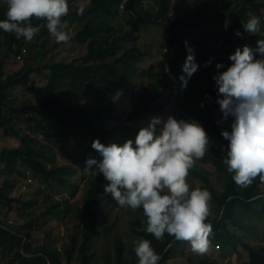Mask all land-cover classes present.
<instances>
[{"label": "trees", "instance_id": "16d2710c", "mask_svg": "<svg viewBox=\"0 0 264 264\" xmlns=\"http://www.w3.org/2000/svg\"><path fill=\"white\" fill-rule=\"evenodd\" d=\"M231 3L236 4L234 9H228ZM218 4L216 10H213L211 0H193L192 12L188 11L186 14L176 16L170 20L167 43L170 46L177 45L176 52L168 62L159 63L160 70H162L161 82L147 85L151 89L150 94L152 96H145L141 100V104L131 110L126 118L120 117L116 107L112 104L107 105L102 110L99 107L100 105L92 110L88 109L86 105L72 104L70 99H63L64 88H69L70 91L68 92L76 100H79L77 97L82 96L84 100L92 99L98 103L112 98L119 92H124L126 84L131 87L135 86L131 71L134 63L143 57L144 51L127 43V39L130 38L129 33L126 32L124 26L115 22V20L122 16L126 21L128 20V23L136 20L142 26L159 23L170 12L169 0H90L88 4L83 6L84 12L82 15L78 14V9L81 6L74 5L71 7L70 5L68 15L62 19L71 18L80 21L81 24L78 23L75 28L76 34L73 39L86 45L85 55L67 63L52 60L49 64L43 66L39 64L27 71L18 69L7 76H4V68L12 53L15 55L22 54L25 48L29 55L32 53L31 56L34 57V60H43L46 52L56 51L58 44L49 39L50 33L46 28L47 22L43 19L33 18L32 20V26L40 28L39 33L34 37L44 38L33 48L22 46L25 41L24 38L17 39L14 34L5 32L4 45H0V126L3 128L0 140L6 136L14 135L20 139L21 144L18 147L0 148V164H2L3 170L9 174L5 177L0 188V212L6 211L8 215H13L10 213L14 203H19L23 209H28L39 201L38 197L23 200L20 197L8 195L9 190L14 185L11 174L23 175L25 171L21 170L20 166L22 165L46 183L55 181L62 187H72L74 192L71 191V194H74L78 189V185H73L71 182V176L79 167L82 178H85L90 172H98V164L102 161L96 160L97 163L88 168L86 165L87 159L84 156L86 150L84 153L82 150L81 154L75 153L71 157V162L77 164L78 169L69 163L58 165L55 162L54 155H48L46 151L48 145L37 135H44L55 142L59 141V150L63 154L68 152L67 145L72 137L74 138L78 134L85 136V133L81 132L83 129L87 130L93 141L99 139L102 144L109 146L111 145L109 142L111 137L109 136L111 135L112 138L118 136L117 133L120 129L125 130L128 134L137 135L138 131L133 130L125 123L136 121L162 110L168 105L171 96L175 97L178 108L182 104L190 107L192 103L199 99L198 111H200L201 116L196 122L213 132V136L218 141L217 146L209 143L208 151L200 160L211 162L218 167H224L226 189L220 193L218 198L211 178L204 168H200L196 161L189 170L187 182L193 188V180L200 178L205 188L211 193L212 199L216 202L214 205L219 213L217 218L214 221H205L212 225L213 235L210 236V240L213 238L222 239L225 236L226 244L231 247V253L233 250L238 252L240 250L239 246H242L248 251V264H264V253L260 245L251 244L249 240L246 241V238L242 236L240 238L236 233L229 230V227H239L245 230L244 218L264 222V196L261 195L251 200L260 193L264 194V187L260 185L261 180L258 176L249 187L241 188L232 180L234 173L227 171L224 160L227 159L229 141L223 138L221 132H231V123L235 118L229 116L222 127L216 122V115L220 111L218 100L222 98L217 95L219 93H217L218 87L215 85L214 76L210 77V73L217 68V64L223 65V71H226L232 65L233 61L229 59V56L235 53L238 48L237 43L245 44L252 49L255 48L261 30L257 34H249L245 32L243 24L250 18L248 14L251 12V14L259 15L262 21L260 26L264 27V0H220ZM219 7L227 8L229 15L226 14L224 8L219 11ZM6 11L7 8L0 5V21L6 19L4 15ZM229 22L230 24L226 26L227 29H224L223 33L219 31ZM213 23L219 25V29L213 26ZM241 27L243 30L240 29ZM237 30L241 35L235 34ZM191 38H195L194 50L192 51L198 56L200 68L189 78L194 81L190 92L187 86L182 87V83L179 88H173V83L168 79L166 70L179 78L186 75L183 72L181 60H183V55L185 57L188 55L189 46L187 41ZM255 58H261L260 54L255 55ZM44 69L49 70L45 88L47 91H58V94L44 96L36 103L30 102L24 106L8 107L6 101L10 96L11 89L18 85L29 87L32 83L31 74L35 71L40 73ZM109 72L110 74H108ZM145 88L143 87V89ZM189 93H193L194 97L187 99ZM200 93H203L204 99L198 98ZM161 97H164V99L159 102L155 101L156 98L160 99ZM5 108L8 110L7 113L4 111ZM24 117L34 124L32 134L26 133L23 135L15 126ZM108 120L117 122L113 130L107 129L106 123ZM99 121L104 123L103 126L96 124ZM48 149L52 150L53 148L48 147ZM96 177V181L87 188V196L83 205L76 207L74 210L75 219L81 224V228L79 234L74 233L70 236L69 243L64 248L65 264H72L75 250H78L79 264H91L92 262L91 244L101 224L99 208L104 199L100 192L105 188L101 183L105 182V185L108 183L102 173L96 175ZM230 197L232 198L227 201ZM223 206L225 208L221 215ZM66 208V204L57 200L45 207L42 216H56ZM139 210L142 211V208ZM18 213L21 216L25 215V212L19 211ZM28 214L31 215L32 211H29ZM35 221L37 220L35 219ZM0 222L26 236L25 250L27 252L43 253L49 257L52 264H63L58 249L52 243L53 238L50 232L47 234V244L33 249L31 242L33 233L31 230L22 231L19 226L12 225L8 221L5 222L1 217ZM41 223L40 220L39 224ZM145 227L146 217L143 214L131 221L133 233L140 239L151 241L152 248L159 256H162L159 264H166L167 259L178 252L175 243H182L183 241L174 240V237L167 233L163 240H156L154 235L145 231H138V229ZM219 229L222 231L218 232ZM21 243V237L0 227V251H13L10 264L15 261H19V264H47V260L43 255L24 257L20 252ZM116 252V264H135V262L127 263L125 261L122 243L117 244ZM216 263V259L204 257L198 259L195 264Z\"/></svg>", "mask_w": 264, "mask_h": 264}, {"label": "clouds", "instance_id": "9594fccd", "mask_svg": "<svg viewBox=\"0 0 264 264\" xmlns=\"http://www.w3.org/2000/svg\"><path fill=\"white\" fill-rule=\"evenodd\" d=\"M5 2L6 19L0 21L3 31L17 39L32 41L40 31L38 26H32L33 18L43 19L57 43L69 42L68 23L62 19L69 13L67 0ZM83 12L80 7L78 14ZM259 26L260 19L256 16L243 24L249 34H257ZM235 34L241 35L239 30ZM257 45L255 50L247 45L242 51L237 48L229 56L232 65L213 77L223 96L218 103L224 119L235 118L231 132L222 131L221 135L229 141L224 160L227 171L234 173L232 180L241 188L249 187L258 176L264 182V40H258ZM256 52L261 58H255ZM198 66L189 48L183 65L186 75L180 77L182 87L187 86ZM216 67L220 69L223 65ZM161 124L163 127L158 130ZM208 145V135L198 122L171 116L166 121L153 117L147 127L138 131L134 141L129 139L122 146L115 143L105 146L99 139L94 140L91 146L103 160L98 164V172L92 173L103 174L108 182L105 193L119 206L133 211L142 208L146 227L138 231L152 234L156 240H163L167 233L177 241L189 242L193 253L204 255L213 235L212 225L205 222L210 215L212 196L206 189L191 188L187 177L195 161L208 151ZM96 163L92 158L86 160L88 168ZM133 244L138 264H159L161 258L151 241L138 239Z\"/></svg>", "mask_w": 264, "mask_h": 264}, {"label": "rangeland", "instance_id": "374dc122", "mask_svg": "<svg viewBox=\"0 0 264 264\" xmlns=\"http://www.w3.org/2000/svg\"><path fill=\"white\" fill-rule=\"evenodd\" d=\"M88 2L90 0H87ZM212 1V9L216 10V7L219 5L218 3L220 0H211ZM79 5V4H78ZM83 4H80L79 6H82ZM193 0H182V3L180 4V9L186 7L189 9H186L185 13L190 11H193ZM6 7V6H5ZM7 8V7H6ZM173 9V11H172ZM171 9V12L173 15H177V10H175L173 7ZM176 17V16H175ZM256 17H259L257 15ZM120 18V17H119ZM166 19V18H164ZM260 22L261 18L259 17ZM214 24V23H213ZM230 22L228 23V25ZM217 29H219V25L214 24ZM150 25L144 26V30L147 32V36H151L153 47L148 48L145 43V38L142 36H138L137 39L133 40V44L137 45L142 48V50H148L149 52L144 51L143 59H150L154 62V66L156 69L159 68V62L164 61L168 62L171 58V56H167L166 54L171 52H166L163 45H159V41L161 42L163 40V33L162 29L158 26H154L152 31H149ZM215 29V28H214ZM223 29V28H222ZM227 29V28H225ZM241 30L242 27L240 28ZM264 30V27L262 28ZM219 31H222L219 29ZM68 34L71 35V37H74V34H76V31L73 30L72 32L68 30ZM70 37L69 42L65 44L64 46L60 47V52L58 56H55V51L50 50L46 52V55L44 58H46V63L48 64L49 60L52 61H70L71 59H74L75 57L82 56L85 51L86 47L82 44H76L72 41V38ZM51 39V37H49ZM53 39V38H52ZM259 40H264V35L261 33L259 36ZM53 41H55L53 39ZM29 41H24L22 46L27 47V43ZM51 43V42H50ZM49 43V44H50ZM54 43V42H53ZM189 48L194 50V44H195V38H191L187 41ZM37 45V44H36ZM35 45V46H36ZM245 44H238L237 47L243 49V46ZM34 46V47H35ZM258 45L255 46V49H257ZM155 48L156 51H153ZM152 49V50H151ZM164 49V50H163ZM169 49H171L169 47ZM35 48L32 50L34 53ZM173 54L176 52V48L173 47ZM24 53L25 48L23 49ZM165 51V52H163ZM259 54L258 52L255 53V55ZM32 53L29 55L27 52V56L24 58V61H17L16 56L17 54H11V59H9L10 62L6 63V66L4 68V76L10 75L14 71L20 69H23V71H27L28 69L34 68L35 62L34 57L32 58ZM167 56V57H166ZM195 62L198 60V56L194 52ZM187 58V57H186ZM186 58H184V61H186ZM161 59V60H160ZM136 64V62L134 63ZM8 65V67H7ZM10 66V67H9ZM8 68V69H7ZM16 69V70H15ZM5 70H7V73ZM216 70V69H215ZM218 72H223L222 68L217 69ZM33 81L29 87H25L22 85L15 86L10 91V96L8 98L7 105L9 106H24L30 102H37L42 97L48 96L51 93L47 91L45 88L46 79L44 76L46 75L43 73L42 76H38L37 74L33 73ZM149 91V88L147 89ZM150 93V92H149ZM198 98H203V93H200ZM69 99V98H67ZM71 100V99H70ZM73 100L72 102H74ZM87 103V102H86ZM97 106L93 103L91 106V109L97 108L99 105L100 109H105L107 105L113 104L117 107V112L122 118H126L127 114L134 110L138 105H140V101L137 98H127L125 95H116L112 100H106L99 102ZM197 103V101H196ZM193 106V105H192ZM191 106V107H192ZM8 107H6L8 109ZM175 106L172 105V108ZM5 108V113H7V109ZM192 112L190 113L191 116L198 117L201 116L198 111L199 109L192 107ZM216 122L219 124L220 127L224 125L227 119H224L223 113H217ZM115 121H112L110 123L109 128H113L115 126ZM127 126L131 127L134 130H140L141 125L138 121H129L125 123ZM17 130L20 131L21 134L26 133H33L34 124L31 123V121H28L26 117L22 118L16 125ZM85 132V140H89L88 132L86 129H83ZM213 133V132H212ZM118 136L113 137V142L115 144H118L122 146L127 140L132 139L135 140L136 135L134 134H128L125 130H121L117 133ZM215 135V134H214ZM40 139H42L48 147H52V150H49L48 147L46 148V151L50 154L57 153V149L59 150V141H53L44 135H37ZM79 138V135H76L71 141L74 142L73 144V151L75 148H78L76 145V140ZM84 140V138H82ZM217 140V139H216ZM20 139L16 136H6L2 140H0V148L2 147H18L20 143ZM70 145L68 143L67 147ZM135 146V145H134ZM63 155V153H61ZM58 161H63L61 158V155H59ZM60 158V160H59ZM56 162V161H55ZM73 163V162H72ZM76 168H78L77 164H74ZM25 166L22 167V169L26 172ZM206 171V170H205ZM208 175L211 177V181L213 184V187L215 189V194L219 198L220 192H223L226 189L225 186V180H226V174L224 167H218L216 169L217 173H211L208 172ZM27 173V172H26ZM9 176L8 173H6L3 170L2 164H0V188L3 185L5 177ZM11 177H13V183L14 185L11 187V189L8 192V195L12 197H20L23 200H26L28 198H39V201L36 205L31 206L28 209H23V207L19 203H14L13 208L11 210L10 214L8 215L6 211L0 212V217L12 225L19 226L22 231L24 230H31L33 233V238L31 240L33 249H37L40 246L47 244V234L50 232L53 238L52 243L55 244V247L58 249L59 254L61 255L63 259V264H65V255H64V248L69 243V238L74 233L79 234L81 224L78 223L75 219L74 210L76 207H81L86 199L87 196V188L96 181L97 177L93 173L87 174L85 178H82V175L79 171L75 172L71 176V182L73 185H78V189L74 194H71V191H73V188L68 187H62L60 184H58L55 181H52L50 183H46L43 179H41L39 176L34 175L30 172V174H27V177L25 176H17L16 174H13ZM36 179H35V178ZM101 185L104 187L105 182H102ZM262 187H264V182H261ZM193 188H200V189H206L204 184L202 183L200 178L193 180ZM264 189V188H263ZM207 190V189H206ZM74 192V191H73ZM101 195L104 196V199L102 203L100 204L99 208V215L101 219V224L98 228L97 234L95 235V238L91 244V250L93 253V259L91 264H116V248L118 243H122L124 246V256L125 261L127 263L135 262V264H138V258L135 255V252L133 251L134 240L140 239L138 236H136L132 229H131V221L137 217H140L143 214V210L140 211L139 209L133 211L132 209L128 207H121L118 205L116 201H114L110 194L105 193V189H103L101 192ZM259 195L264 196L263 193H260ZM62 201L64 204L67 205V208L64 209L60 214L56 216H42V213L46 206H48L49 203L54 201ZM216 202L214 199H211L210 201V215L207 218L206 221H214L218 216V210L216 209L215 205ZM225 208V206H224ZM19 211L25 212V215L21 216L19 215ZM32 211V214L29 215L28 212ZM222 212V210H221ZM222 215V214H221ZM144 216V214H143ZM35 219L37 221H35ZM41 220V224L40 220ZM245 221V230L239 228V227H229V230L231 232L236 233L240 238L241 236L243 238H246V241L249 240V242L252 244H258L262 247V252L264 253V222L259 221L256 219H249L244 218ZM79 237V235H78ZM211 244L210 247L213 249L215 247V250H213L214 256H217L219 261L222 262V264H248L249 254L248 251L245 250L242 246H239L240 250L236 252L235 250L232 251L230 257H222L223 255H226L227 252H231V247L226 244V238L225 236L222 239H215L210 240ZM218 245V247H216ZM177 253L174 256H170L167 259V264H195L197 261L194 259H190L189 256H184V249L186 245H184V241L182 243H175ZM195 254V253H194ZM198 255V254H195ZM13 256V251H6L2 252L0 251V264H10V261ZM201 256V255H199ZM198 258V257H197ZM204 258V257H202ZM226 258V259H225ZM225 259V260H224ZM224 260V261H223ZM13 264H19V261L13 262ZM72 264H79V254L78 250H75L73 253V261ZM219 264V263H217Z\"/></svg>", "mask_w": 264, "mask_h": 264}, {"label": "crops", "instance_id": "0c3cea01", "mask_svg": "<svg viewBox=\"0 0 264 264\" xmlns=\"http://www.w3.org/2000/svg\"><path fill=\"white\" fill-rule=\"evenodd\" d=\"M67 2H68V6H70L71 5V7L72 6H79L80 4H83L81 7H83L84 5H86V4H88L89 2L87 1V0H67ZM182 3V0H169V4H170V9H172V7L175 9V10H177L178 12H177V15H175V16H179V15H182V14H186L185 13V11H186V9H189V8H186V7H184L183 9L181 8L180 9V4ZM79 4V5H78ZM0 5H4V6H6L7 7V5H6V2H5V0H0ZM235 6H236V4L235 3H231V4H229V7H228V9L230 8V9H234L235 8ZM192 7V6H191ZM224 8V7H223ZM223 8L222 7H219V11H222L223 10ZM263 10V9H262ZM172 11H173V9H172ZM224 11L226 12V14L227 15H229V12H228V10H227V8H224ZM3 14H4V12H3ZM5 15V17H6V13L4 14ZM248 15H250V17H252V16H257V15H254L253 13L251 14V12H249V14ZM166 19H161L160 20V22L159 23H153V24H148V25H150L151 27H149V31H152L153 30V27L154 26H158V27H160L161 29H162V33H163V40L160 42L159 41V45H163V47H161V48H165L166 49V52H169V51H171V52H169V53H167L166 55L167 56H172L173 55V47L174 48H177V45H175V46H170V45H168V43H167V36H168V26H169V23H170V17L168 18V16L167 17H165ZM134 20V19H133ZM67 21V23H68V28L66 29V31L68 32V30H70L71 32L73 31V30H75L76 31V26L78 25V23H80V21L78 20V19H75V20H72L71 18L69 19H67L66 20ZM128 21V20H127ZM126 20H125V18L124 17H122V16H120V18L118 17V18H116V20H115V22H117V23H119L120 25H122V26H124V29L126 30V32H128L129 33V36H130V38L129 39H127V43L129 44V45H134L133 44V40L134 39H137V37L138 36H142L143 35V37L145 38V43H147L148 45H146L148 48H150V47H153V42H152V38H151V36H147V32L143 29L144 28V26H142L138 21H136V20H134L132 23H128ZM261 23V22H260ZM81 24V23H80ZM228 25V23L223 27V29H221L222 30V33H223V30L226 28V26ZM147 26V25H146ZM260 27V30H261V33L264 35V30L262 29L263 28V26H259ZM5 31H3L2 29H0V45H4V43H3V41H4V37H5ZM75 35V34H74ZM49 37H51V41L52 42H55V43H57L56 42V40H55V37L54 36H52L51 34H50V36ZM69 37H71V35L69 34ZM55 40V41H53V39ZM72 38V37H71ZM44 38L43 37H40L39 39L37 38V37H34L33 38V40L32 41H29L28 43H27V47H29V48H33L37 43H40L42 40H43ZM72 41L74 42V43H78V44H81V43H79V42H77V41H75L73 38H72ZM58 44V48L56 49V51H55V56H58L59 55V52H60V47H62V46H64L65 45V43H57ZM83 45V44H82ZM134 46H137V45H134ZM85 47H86V45H85ZM137 47H139V46H137ZM169 47L171 48V49H169ZM141 50H142V48L141 47H139ZM1 49H3V48H1ZM86 49V48H85ZM153 49V48H152ZM151 49V50H152ZM164 50V49H163ZM26 51V50H25ZM142 51H146V52H149L150 51V49H148V50H142ZM153 51H156V49L154 48L153 49ZM28 52V51H27ZM27 52H23L22 51V54H20L21 56H22V59H23V61H24V58L27 56ZM163 52H165V51H163ZM85 53H86V51H85ZM85 53L83 54V55H85ZM31 54V53H30ZM82 55V56H83ZM183 55V54H182ZM82 56H80V57H82ZM166 56V57H167ZM33 58V57H32ZM75 58H77V57H75ZM74 58V59H75ZM184 58H186L184 55H183V60H181V65L183 66L184 64H185V61H184ZM9 59H11V57H9ZM9 59L7 60V62H10L9 61ZM71 60H73V59H71ZM70 60V61H71ZM111 60V59H110ZM161 60V59H160ZM46 61H48V60H46V58H44L43 60H37V59H35L34 60V62H35V66L34 67H36V66H38L39 64L41 65V66H43V65H46L45 63H46ZM56 61H58V60H56ZM70 61H64V62H70ZM49 62H50V60H49ZM49 62H48V64H49ZM160 62H164V61H160ZM159 62V63H160ZM197 65H198V60H197ZM8 64V63H7ZM7 67H8V65H7ZM10 67V66H9ZM160 66H159V68L158 69H156L155 68V66H154V62L153 61H151L150 59H143V57L140 59V60H138L137 62H136V64H134V66H133V69H132V71H131V76H132V81L135 83V86H133V87H131V86H129L128 84H126L125 85V88H126V90L123 92H119L118 94H116V95H125V96H127V98L129 97V98H137L139 101H140V104H141V100L142 99H144V97L145 96H148V97H151L152 96V94H150L149 92H150V88H149V91L147 90L148 89V87H147V85H151V84H157V83H160L161 82V73H162V70H160ZM199 68H200V65H199ZM8 69V68H7ZM20 69V68H19ZM16 70V69H15ZM6 72H7V70H5ZM8 73V72H7ZM35 74H37L38 76H42L43 77V73H45L46 75L44 76V78L46 79V83H47V77H48V73H49V70L48 69H44V70H42L40 73H37L36 71L34 72ZM218 73V71H217V68H216V70L215 71H213L211 74H210V77L211 76H215L216 74ZM9 74V73H8ZM33 74V73H32ZM108 74H110V72L108 73ZM32 76L33 75H31V78H32ZM32 81H33V78H32ZM193 83H194V81L192 80V79H189L188 81H187V87H188V90L191 92V88H192V86H193ZM19 86V85H18ZM45 86H46V84H45ZM26 87V86H25ZM143 87L145 88V89H143ZM64 90H65V94H64V96H63V99L65 100V99H67V98H69V99H71V102L73 101V100H75L74 102H72V104H81V105H86V107L89 109H91V107H89V106H91L93 103L97 106L98 104H100L99 102H98V104H96L97 102H95V101H93L92 99H86V100H84V97H82V96H80V97H77L79 100H76V99H74L72 96H71V94L68 92V91H70L69 90V88H64ZM169 91V90H168ZM12 92V91H11ZM49 93H51L50 95H48V96H54V95H56V94H58V91H48ZM194 93V92H193ZM190 94L189 93V96L187 97V99H190V98H192V97H194L193 95L194 94ZM217 93H219V92H217ZM115 95V96H116ZM217 95H219L222 99H223V96L221 95V94H217ZM115 96H113L112 98H110V99H108V100H112ZM43 98V97H42ZM41 98V99H42ZM40 99V100H41ZM186 99V100H187ZM39 100V101H40ZM107 100V101H108ZM39 101H37V102H39ZM103 101H106V100H103ZM155 101L156 102H159V101H161V98L159 99V98H156L155 99ZM196 101H197V103H196ZM194 103H192L191 104V106L193 105L194 106V108H196V109H199V99H197ZM87 102V103H86ZM102 102V101H101ZM36 103V102H35ZM172 105H174L175 107L174 108H172ZM112 106H115V105H113L112 104ZM188 107L187 105L186 106H183V104H182V106L181 107H177V105H176V99H175V97L174 96H171L170 97V99H169V103H168V105H166L162 110H160V111H158V112H155V113H151V114H149L148 116H146V117H143V118H140V119H138V120H136V121H138V122H140V125H141V128H144V127H147L148 125H149V123H150V121H151V119L153 118V117H160L163 121H166L167 119H168V117L169 116H171V117H174L175 119H177V120H181V119H183V120H185V121H197L198 119H199V117H198V115L196 114V116H191V112H192V107ZM116 107V106H115ZM95 109H96V107H95ZM95 109H92V110H95ZM116 109H117V107H116ZM118 110V109H117ZM222 111H221V108H220V111L218 112V113H221ZM217 116V115H216ZM113 120H108V122L106 123V127H107V129H109V130H113V128L115 127H113V128H109L110 127V123L112 122ZM116 124H117V122H115ZM96 124H98L99 126H103V124L104 123H102V121H99V122H96ZM115 124V125H116ZM163 127V125L161 124V125H158L157 126V128H158V130L160 129V128H162ZM204 129H205V131H206V133H207V135H208V138H209V143H211V144H213V145H215V146H217L218 145V141L216 140V138L213 136V133L207 128V127H203ZM134 130V129H133ZM136 131H138V130H136ZM81 132H83V133H85L84 131H82L81 130ZM88 134V133H87ZM79 135V138L76 140V145H77V147L78 148H75V150L73 151V143L74 142H72L71 140L73 139V137L70 139V145L68 146V152L66 153V154H61L62 152H60V151H58V149H57V153H56V155L55 154H50V152L48 153V155L49 156H53L54 155V158H55V161H56V163L58 164V165H61V164H66V163H69V164H72L73 166H74V164L75 163H72L71 162V157L75 154V153H80L81 154V151L83 150V153H84V151L86 150V153H84L85 155L84 156H86V159H89V158H92V159H95V160H100V161H102L103 160V157H102V155L99 153V152H97L95 149H93L92 148V142H93V140H92V138L90 137V135L88 134V136H89V140H85V136L83 137V136H81L80 134H78ZM86 135V134H85ZM135 135V134H134ZM109 137H111L110 138V140H109V142L111 143V144H113L114 142H112L113 141V138H112V136L110 135ZM82 138H84V140L82 139ZM43 141V140H42ZM44 142V141H43ZM21 143V142H20ZM71 144H73V145H71ZM118 145V144H117ZM59 155H61V158L63 159V161H61L60 160V158H59V160L60 161H58V157H60ZM196 163L200 166V168H204L206 171H208V172H211V173H217L216 172V169L218 168V166L216 165V164H212L211 162H202L201 160H197L196 161ZM22 167H23V165L22 166H20V168H21V170H23L22 169ZM75 167V166H74ZM76 168V167H75ZM25 170H27L26 168H24ZM76 169H78V168H76ZM79 172H80V167H79ZM77 170V171H78ZM76 171V172H77ZM81 173V172H80ZM90 173H92V172H90ZM13 174H16V173H13ZM13 174H11V176L13 175ZM89 174V173H88ZM17 176H25V177H27V173L25 172L23 175H18V174H16ZM210 177V176H209ZM13 178V177H12ZM35 178V177H34ZM211 178V177H210ZM36 179V178H35ZM195 179H197V178H195ZM220 193H222V192H220ZM216 238H213L212 240H215ZM174 240H176L175 238H174ZM180 243V242H179ZM184 245H186V247H185V249H184V256L186 257V256H189L190 257V259H194V260H198V259H201L202 257H209V258H212V259H216V261H217V263H219V264H222V262L221 261H219V259H218V257L217 256H214V254H213V250H215V247L212 249L211 247L209 248V251L206 253V254H204V255H201V256H199V255H195L193 252H192V250H191V246H190V244H189V242H187V241H184ZM217 246V245H216ZM177 253V252H176ZM175 253V254H176ZM175 254H173V255H171V257L172 256H174ZM177 254H180V255H182V253H177ZM231 256V252H228L226 255H224L223 257H230ZM198 257V258H197ZM225 258V259H226ZM224 259V260H225ZM223 260V261H224ZM216 263V264H217ZM166 264H167V262H166Z\"/></svg>", "mask_w": 264, "mask_h": 264}, {"label": "water", "instance_id": "95a60500", "mask_svg": "<svg viewBox=\"0 0 264 264\" xmlns=\"http://www.w3.org/2000/svg\"><path fill=\"white\" fill-rule=\"evenodd\" d=\"M0 115H1V110H0ZM2 132H3V128L0 126V135L2 134ZM260 196H261V195L254 196L251 200H254V199H256V198H258V197H260ZM231 198H232V197L228 198L227 201L230 200ZM0 206H1V204H0ZM223 212H224V207H223V209H222L221 214H222ZM0 227L4 228L5 230H7V231H9V232H11V233H13V234H17L19 237L22 238V243H21V247H20V252H21V254H22L24 257H36V256H38V255H43V256L46 258V260H47V264H52L51 261H50V259H49V257H48L46 254H43V253H29V252H27V251L25 250V243H26V236H25V235H23V234H21V233H18L17 231H15V230L11 229L10 227H8V226L2 224L1 222H0ZM160 258H162V256H160Z\"/></svg>", "mask_w": 264, "mask_h": 264}, {"label": "built area", "instance_id": "2783aa9c", "mask_svg": "<svg viewBox=\"0 0 264 264\" xmlns=\"http://www.w3.org/2000/svg\"><path fill=\"white\" fill-rule=\"evenodd\" d=\"M169 17H170V19L174 18V15L171 12V10L169 12ZM20 54H17V56H16L17 61H22V56ZM198 69H199V66H198ZM166 72L168 73V79H170L173 83V88H179L181 86V83H182L181 79L179 77H177L175 74L169 72L168 70H166ZM161 99H164V97H161ZM26 172L28 175L30 174L29 170H27ZM218 231L221 232L222 230L219 229ZM217 247H218V245H217Z\"/></svg>", "mask_w": 264, "mask_h": 264}]
</instances>
